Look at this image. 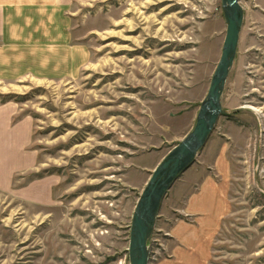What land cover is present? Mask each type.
I'll use <instances>...</instances> for the list:
<instances>
[{"label":"rangeland","instance_id":"obj_1","mask_svg":"<svg viewBox=\"0 0 264 264\" xmlns=\"http://www.w3.org/2000/svg\"><path fill=\"white\" fill-rule=\"evenodd\" d=\"M239 1L222 96L234 111L184 173L215 169L225 213H186L183 174L150 264H264V0ZM25 4H1L0 264H130L139 197L193 129L220 61L222 0Z\"/></svg>","mask_w":264,"mask_h":264},{"label":"water","instance_id":"obj_2","mask_svg":"<svg viewBox=\"0 0 264 264\" xmlns=\"http://www.w3.org/2000/svg\"><path fill=\"white\" fill-rule=\"evenodd\" d=\"M222 5L227 31L220 61L207 96L201 102L193 129L155 167L139 197L130 229L128 248L130 264H150L149 243L166 195L196 162L221 116L234 111L223 108L222 96L237 56L244 9L239 0H222Z\"/></svg>","mask_w":264,"mask_h":264},{"label":"crops","instance_id":"obj_3","mask_svg":"<svg viewBox=\"0 0 264 264\" xmlns=\"http://www.w3.org/2000/svg\"><path fill=\"white\" fill-rule=\"evenodd\" d=\"M26 0H0V32L3 26V15L1 4H7V7L22 8ZM29 3H32L29 2ZM28 3V4H29ZM14 4V6H12ZM10 5V6H8ZM7 17V16H5ZM4 17V18H5ZM209 166L198 165L184 174L179 181L178 192L182 196H186L181 208L186 211L192 218L199 222L202 220L210 222L222 218L225 213L223 205V185L217 178L215 169H210Z\"/></svg>","mask_w":264,"mask_h":264}]
</instances>
